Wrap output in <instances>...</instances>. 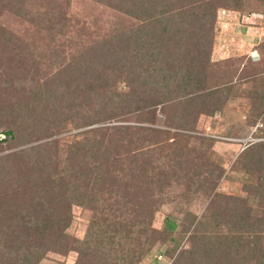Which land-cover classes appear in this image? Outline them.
<instances>
[{"label":"trees","instance_id":"16d2710c","mask_svg":"<svg viewBox=\"0 0 264 264\" xmlns=\"http://www.w3.org/2000/svg\"><path fill=\"white\" fill-rule=\"evenodd\" d=\"M243 1L250 2L243 6L242 0H105L139 24L108 40L105 58L96 61L95 69L85 63L88 68L75 74L73 83L64 73L65 87L54 94L37 87L12 100L2 94L0 134L10 130L11 138L6 135L0 141V264H36L47 251H75L73 264H136L156 240H171L173 222H167L169 231L150 225L161 192L171 182L191 192L202 188L209 192L223 169L208 159L212 138L196 137L200 142L188 145L190 135L170 129H188L199 114L221 109L225 94L205 87V60L217 9L236 15L264 10V0ZM20 3L15 0L13 7L20 8ZM3 9L17 10L0 0V12ZM179 19L184 24L181 30L173 27ZM142 44L155 50L154 66L143 74L140 66L148 59L137 58L136 50ZM4 63L0 92L11 88L2 78L9 76ZM17 70L15 66L13 73ZM89 71L93 73L88 75ZM106 74H121L128 91L117 101L105 97V102L93 106L87 95L101 94ZM77 80L84 84L74 86ZM250 81L253 111L259 115L264 80ZM205 88L204 93L197 92ZM83 105L89 106L91 115L83 114ZM155 106L165 129L153 126ZM134 112L137 124L90 127L84 130L91 133L86 141L72 137L61 163L58 140L41 141L51 138L61 121L79 128ZM162 141H167L164 146ZM15 147L19 149L7 151ZM232 167L246 173L243 191L255 199V207L246 205L245 197L232 195L223 196L216 210V203L210 202L207 215L192 228L190 246L179 249L170 264H264V140L242 148ZM208 182L212 184L207 186ZM72 206L90 212L81 239L65 232ZM183 221L187 219L180 222L182 231L188 228Z\"/></svg>","mask_w":264,"mask_h":264},{"label":"rangeland","instance_id":"374dc122","mask_svg":"<svg viewBox=\"0 0 264 264\" xmlns=\"http://www.w3.org/2000/svg\"><path fill=\"white\" fill-rule=\"evenodd\" d=\"M7 1L10 7L17 10L12 12L3 9L0 12V63L3 65L5 62L4 66L7 65L9 68V76L5 75L2 78L8 81L11 87L8 92H0V99L2 94L3 99L7 100L14 99L18 94L29 95L31 94L29 90L36 87L44 93L54 94L61 87H65L64 73L69 74V81L73 83L75 74L88 68L87 63L88 66H92L91 69H95L96 61L100 62L101 58H105V46L110 45L108 40L139 24V20L107 5L105 0H18L19 3L21 1L20 8L13 7L15 0ZM249 2L242 0V5L245 6ZM216 15L213 40L209 48V57L205 60L203 79L206 88L217 89L225 94L221 109L212 115L199 114L193 127L172 128L170 131L187 133L191 136L187 144L193 146L200 142L196 137L212 138L210 150L207 152L208 159L222 168L223 173L206 193L201 191L203 188L195 192L184 190L183 185L178 182H171L161 192L162 197L153 210L150 225L153 229L169 231L167 222H173L175 227L169 231L172 238L166 241L156 240L136 264H170L179 249H187L190 246L189 235L192 228L196 221H202L207 215L210 202L216 203V205L213 203L216 210L222 203L223 196L232 195L245 197L246 205L255 207V199L247 197L243 191L242 180L247 178L246 173L240 167L233 168L232 162L248 143L264 140V108L259 115L253 111L256 101L250 81L254 78L264 80V32L261 33L262 29L254 32L253 29L248 34L245 27L239 26L236 22L235 14L229 11L217 9ZM183 25L179 19L173 27L181 30ZM130 37L133 38V34L130 33ZM250 38L251 45L248 44ZM123 41L128 42L130 39L124 37ZM249 49H255L256 53ZM136 50L137 58L148 59L146 64L140 66L142 70L140 73L143 74L145 69L153 68L152 58L155 57V50L144 44L138 46ZM252 57L256 60L252 61ZM15 66L18 67L17 73H13ZM89 72L88 75L93 73ZM106 75L107 82L102 84L101 94L87 95L86 99L93 103V106L105 102V97L110 102L117 101L128 91L126 79L121 77V74H117L116 77L113 74ZM83 84L82 80L80 82L77 80L73 85L80 87ZM206 88L197 92L204 93ZM81 111L86 116L91 115L89 106L83 105ZM135 114L118 113L116 118H110L106 123L79 128H73L68 121H61L58 124L59 130L56 132V129H53L55 134L41 141L54 138L58 140L57 154L61 163L66 143L72 137L86 141L91 133L84 130L90 127L105 124H137L134 122ZM154 114L153 126L165 129L161 123L163 116L158 106H155ZM257 132L260 134L256 135ZM166 142L162 141L160 145L164 146ZM16 149L19 147L7 151ZM211 182H208L207 186H210ZM187 193L191 194L190 197H187ZM216 194L220 196L216 197ZM71 212L72 220L65 232L72 238L81 239L90 212L77 206H72ZM183 219H187V222L183 223L188 226L184 231L180 226ZM201 232L208 233L206 229ZM262 246L264 248V236ZM76 257L75 251H67L65 254L47 251L36 264H73Z\"/></svg>","mask_w":264,"mask_h":264},{"label":"built area","instance_id":"2783aa9c","mask_svg":"<svg viewBox=\"0 0 264 264\" xmlns=\"http://www.w3.org/2000/svg\"><path fill=\"white\" fill-rule=\"evenodd\" d=\"M236 22L241 27L251 28V29H262L264 32V10L259 11H249L239 15H236ZM252 56V55H251Z\"/></svg>","mask_w":264,"mask_h":264},{"label":"crops","instance_id":"0c3cea01","mask_svg":"<svg viewBox=\"0 0 264 264\" xmlns=\"http://www.w3.org/2000/svg\"><path fill=\"white\" fill-rule=\"evenodd\" d=\"M245 29H246L247 33L250 32V30H253V29H251V28H245ZM256 31H257V30H256ZM256 31H254V32H256ZM257 33H258V32H257ZM248 34H249V33H248ZM251 40H252V39L250 38V39H249V42H248L249 45H251ZM253 41H254V40H253ZM255 45H256V44H255ZM249 50H250V49H249ZM249 50H248V53H249ZM250 51L256 53V52H255V49H251ZM252 52H251V53H252ZM252 56H253V55H252ZM251 60L254 61V60H256V59H255V58L253 59V57H252Z\"/></svg>","mask_w":264,"mask_h":264},{"label":"water","instance_id":"95a60500","mask_svg":"<svg viewBox=\"0 0 264 264\" xmlns=\"http://www.w3.org/2000/svg\"><path fill=\"white\" fill-rule=\"evenodd\" d=\"M6 135H8L11 138L10 130H6L2 134H0V141H2Z\"/></svg>","mask_w":264,"mask_h":264}]
</instances>
